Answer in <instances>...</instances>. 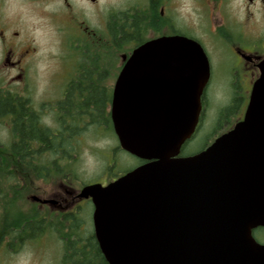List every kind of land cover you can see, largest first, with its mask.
<instances>
[{
	"label": "flooded vegetation",
	"instance_id": "flooded-vegetation-1",
	"mask_svg": "<svg viewBox=\"0 0 264 264\" xmlns=\"http://www.w3.org/2000/svg\"><path fill=\"white\" fill-rule=\"evenodd\" d=\"M11 1L21 5L14 15L27 3L41 10L55 5L49 17L45 15L61 34L66 53L48 81L51 95L46 102L34 98L30 69L37 47L12 21ZM115 1L112 6L107 0H0V264H109L95 234L92 199L80 196L86 185L74 189L65 176L56 188L44 189L43 181L58 178L46 174L57 171V161L47 162L43 171L41 152L75 151L93 127L115 134L111 110L117 78L134 51L146 43L184 37L200 44L210 65L209 83L218 69L233 73L227 82L234 87L249 89L247 101L244 95L236 103L243 108L236 123L244 118L264 69V0ZM95 92L101 98L94 101L92 113L89 101ZM17 116L24 129H46L49 139L28 142L26 133L14 127ZM217 137L202 149L187 151L183 146L179 157L206 150ZM28 147L35 152L29 157ZM144 163L137 159L132 169Z\"/></svg>",
	"mask_w": 264,
	"mask_h": 264
},
{
	"label": "water",
	"instance_id": "water-1",
	"mask_svg": "<svg viewBox=\"0 0 264 264\" xmlns=\"http://www.w3.org/2000/svg\"><path fill=\"white\" fill-rule=\"evenodd\" d=\"M203 48L184 37L134 51L113 92L120 148L145 161L107 185L84 186L109 264H264V69L243 120L206 150L194 136L210 80Z\"/></svg>",
	"mask_w": 264,
	"mask_h": 264
},
{
	"label": "rangeland",
	"instance_id": "rangeland-1",
	"mask_svg": "<svg viewBox=\"0 0 264 264\" xmlns=\"http://www.w3.org/2000/svg\"><path fill=\"white\" fill-rule=\"evenodd\" d=\"M115 0H107L108 5H114ZM12 21L19 23L20 29L25 33L27 39H34L37 47V55L32 61L30 69L31 80L33 81L34 98L39 96L40 100L46 102L50 99L51 89L48 81L54 79L53 72L59 68V57L66 53L61 46V34L55 33V27L48 19L52 13L54 4H49L48 9L41 10L36 4L27 3L22 6L21 14L14 15L13 11H19L17 2L11 1ZM45 13L48 14L45 15ZM51 23V24H50ZM49 24V25H47ZM65 46V45H64ZM233 73L215 69L212 73V80L204 93L205 110L202 121L195 135L184 145V150L194 151L202 149L206 143H210L215 137L229 130L242 117L243 108L235 109L228 113V107L239 97L247 101L249 89L247 87L236 88L227 82ZM100 95L101 93L95 92ZM245 108V107H244ZM79 146L66 160H62V155L58 158L54 155L46 154L42 156V162L56 160L59 169L47 170L46 174L56 176L55 180L43 181L44 189L50 191L57 187L62 177L69 176L70 186L74 189L91 183H103L118 177L126 171L132 169L137 164V159L132 155L122 151L118 139L114 133L109 131L95 130L94 127L82 138ZM47 152V151H46ZM48 153V152H47ZM71 157V158H70ZM65 180V179H64ZM28 184L27 192L31 191ZM34 186V185H33ZM29 196V193H28ZM31 202H27V213L30 211ZM253 236L257 242H264V229L254 230Z\"/></svg>",
	"mask_w": 264,
	"mask_h": 264
},
{
	"label": "trees",
	"instance_id": "trees-1",
	"mask_svg": "<svg viewBox=\"0 0 264 264\" xmlns=\"http://www.w3.org/2000/svg\"><path fill=\"white\" fill-rule=\"evenodd\" d=\"M99 96L100 95H96L94 93H91V95H90V101L89 102H90V108H91V112L92 113L95 112V110H96L95 109V106H94V104H96V102H94V101H96L97 99H99L98 98ZM237 102L238 101L234 100V102L232 103V105L230 107H228V111H227L228 113H230L231 111H233V112L235 111L236 103ZM98 119H100V118L99 117H97V118L92 117V120H94V121L95 120H98ZM22 123H23V121L19 118V116H17L16 119H15V121H14V127H15V129L21 131V133H26L27 141L28 142L30 140H34L35 138H38V137L41 138L43 141H47L49 139V134L50 133L48 131H46V129L40 131V133H41V137H40V133H38V130L35 129V132H32L29 127L26 128V129H24V127H22ZM47 152L45 150H42V152H41L42 156H44L46 154H49L51 156L54 155L56 157H58V156L60 157L61 155L64 156V154H65L66 156L69 157V155L72 152H74V151L65 152V153L64 152H59V151H47ZM15 153H17V151H15ZM34 153L35 152L32 151L29 147L27 148V157H29L31 155H34ZM54 161H56V160H54ZM55 166H56V169L58 170L59 169V167H57L58 165L56 164ZM42 169H43V171H46L48 169L47 168V165L43 163Z\"/></svg>",
	"mask_w": 264,
	"mask_h": 264
},
{
	"label": "clouds",
	"instance_id": "clouds-1",
	"mask_svg": "<svg viewBox=\"0 0 264 264\" xmlns=\"http://www.w3.org/2000/svg\"><path fill=\"white\" fill-rule=\"evenodd\" d=\"M43 119H47V118L45 117V118H43Z\"/></svg>",
	"mask_w": 264,
	"mask_h": 264
}]
</instances>
